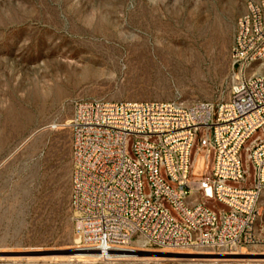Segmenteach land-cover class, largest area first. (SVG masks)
<instances>
[{
	"label": "rangeland",
	"instance_id": "rangeland-1",
	"mask_svg": "<svg viewBox=\"0 0 264 264\" xmlns=\"http://www.w3.org/2000/svg\"><path fill=\"white\" fill-rule=\"evenodd\" d=\"M250 1L261 0H0V264H264V195L244 254H78L64 127L86 100L226 101L242 77L230 48ZM255 74L264 61L245 73Z\"/></svg>",
	"mask_w": 264,
	"mask_h": 264
},
{
	"label": "built area",
	"instance_id": "built-area-1",
	"mask_svg": "<svg viewBox=\"0 0 264 264\" xmlns=\"http://www.w3.org/2000/svg\"><path fill=\"white\" fill-rule=\"evenodd\" d=\"M230 59L242 77L222 103H76L70 206L83 249L234 254L258 243L264 195V0L239 16Z\"/></svg>",
	"mask_w": 264,
	"mask_h": 264
},
{
	"label": "bare ground",
	"instance_id": "bare-ground-1",
	"mask_svg": "<svg viewBox=\"0 0 264 264\" xmlns=\"http://www.w3.org/2000/svg\"><path fill=\"white\" fill-rule=\"evenodd\" d=\"M76 244H79L81 242V239L79 237H77L75 239ZM78 254L83 255L85 258H92V257H102V258H108V257H116V258H136L138 256V254L134 253L136 251H138V249H142L144 251H148L147 249L144 248H134V247H129V248H125L122 250H117L111 253H108L107 255H102L99 252L96 251H92V250H86L81 248L80 246H78ZM160 253V252H159ZM165 253V252H164ZM167 253V252H166ZM188 253V252H187ZM245 252H238L237 254H244ZM166 255V254H165ZM198 255V254H197ZM205 255V254H204ZM109 259V258H108ZM114 259V258H113ZM149 259V258H148Z\"/></svg>",
	"mask_w": 264,
	"mask_h": 264
},
{
	"label": "water",
	"instance_id": "water-1",
	"mask_svg": "<svg viewBox=\"0 0 264 264\" xmlns=\"http://www.w3.org/2000/svg\"><path fill=\"white\" fill-rule=\"evenodd\" d=\"M138 256L151 257V256H157V253L149 252V251H142L138 253Z\"/></svg>",
	"mask_w": 264,
	"mask_h": 264
},
{
	"label": "crops",
	"instance_id": "crops-1",
	"mask_svg": "<svg viewBox=\"0 0 264 264\" xmlns=\"http://www.w3.org/2000/svg\"><path fill=\"white\" fill-rule=\"evenodd\" d=\"M261 204H262V202H261Z\"/></svg>",
	"mask_w": 264,
	"mask_h": 264
}]
</instances>
